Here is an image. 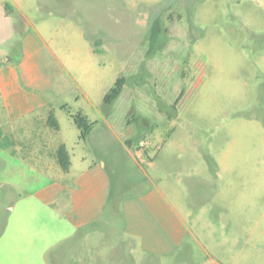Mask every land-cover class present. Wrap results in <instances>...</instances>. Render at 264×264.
Segmentation results:
<instances>
[{"label":"rangeland","instance_id":"obj_1","mask_svg":"<svg viewBox=\"0 0 264 264\" xmlns=\"http://www.w3.org/2000/svg\"><path fill=\"white\" fill-rule=\"evenodd\" d=\"M22 1L77 88L70 112L112 125H99L85 147L67 112L56 110L73 170L82 157L103 158L124 195L161 188L195 230L201 253L220 264H264V0ZM120 77L121 95L104 105ZM119 136L130 139L137 163L124 156ZM0 165L14 187L0 191L2 234L9 206L39 174ZM110 224L54 244L40 264H149L121 247L118 222ZM0 264H10L1 243Z\"/></svg>","mask_w":264,"mask_h":264},{"label":"crops","instance_id":"obj_2","mask_svg":"<svg viewBox=\"0 0 264 264\" xmlns=\"http://www.w3.org/2000/svg\"><path fill=\"white\" fill-rule=\"evenodd\" d=\"M6 5L9 16L4 14ZM14 15L16 23L9 19ZM14 51L16 56L8 58ZM76 94L77 88L45 36L25 16L23 1L0 0V130L11 142L9 150L0 149V164L5 162L17 170L24 168L39 174L35 175L32 190L8 208L0 243L9 263L40 264L54 244L82 236L99 224L111 225L115 219L121 247L130 255L137 253L147 258L149 264H220L201 253L195 230L161 188L124 195L114 189L103 158L87 164L86 157H82L81 167L73 170L56 110L70 112L68 101L76 99ZM78 111L86 115L83 110ZM50 113L58 123L57 132L47 124ZM71 123L77 144L85 147L99 125L108 129L112 126L108 118L101 123L92 122L94 126L83 143ZM124 140L118 139L124 156L137 163V156L131 154L132 148ZM60 145L65 146L69 155L67 171L54 158ZM113 169L118 172L117 164H113ZM10 183L0 177V191H13Z\"/></svg>","mask_w":264,"mask_h":264},{"label":"trees","instance_id":"obj_3","mask_svg":"<svg viewBox=\"0 0 264 264\" xmlns=\"http://www.w3.org/2000/svg\"><path fill=\"white\" fill-rule=\"evenodd\" d=\"M6 9H8V5H6ZM160 34H161V28H160L159 23L157 22L153 25V27L151 29L150 43H149L150 52L153 51L157 47L156 42H157V39H158ZM98 45H99V42L96 41L95 46H98ZM97 51H98L97 49H94L95 53ZM125 81H126L125 77H120L116 80L113 88H111L103 97L104 105L111 106L113 104V102L121 95L123 88H124V85H125ZM131 110H132L131 112H133L134 108H131ZM67 114L79 132V135H78L79 142L84 143L86 141L87 137L89 136V134H90V132L94 126V123H92L87 118V116L84 115L80 111H77L75 113H71V112L67 111ZM132 122L133 121L127 120L128 124H130ZM145 122H146V127H148V121L145 120ZM47 124L49 125V127L54 132L58 131V123L55 120V118L53 117L52 113H50L48 118H47ZM124 143L126 144V146L128 148H132L130 139L124 140ZM10 147H11V142L3 136V134L0 130V149L9 150ZM12 154L14 155L15 153L12 152ZM54 158H55L56 163L60 166V168L63 171H67L69 169L70 159H69L68 152H67L64 145L58 146V148L56 149V151L54 153Z\"/></svg>","mask_w":264,"mask_h":264}]
</instances>
